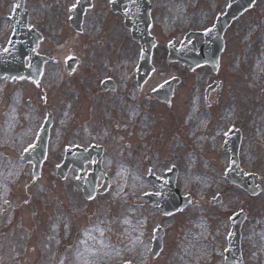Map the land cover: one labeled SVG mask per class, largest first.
I'll use <instances>...</instances> for the list:
<instances>
[{"label": "rangeland", "instance_id": "obj_1", "mask_svg": "<svg viewBox=\"0 0 264 264\" xmlns=\"http://www.w3.org/2000/svg\"><path fill=\"white\" fill-rule=\"evenodd\" d=\"M150 1L152 33L159 45L149 85L154 88L173 77L179 83L172 106L141 97L131 106L130 120L98 129V142L106 146L102 167L109 171V189L99 200L81 203L79 191L72 190L76 171L70 169L63 179L54 172L64 144L88 142L87 137H78L86 127H54L48 160L30 184L29 167L23 172L17 151L30 139L38 110L33 103L25 106L32 95L25 92L29 87L7 91L0 110V211L8 202L0 218V264H116L127 259L142 263L149 257L155 226L164 229L163 248L150 264H223L228 218L237 210L246 214L241 228L244 264H264V74L257 71L264 59V0H256L224 34L216 73L205 65L192 71L179 65L165 67L159 55L167 38L182 34L178 30L166 35L172 18L179 20L183 31L185 22L199 28L222 11L226 0ZM7 4L9 0H0V9ZM125 50L122 62L128 68L134 52L133 47ZM115 56L116 51L111 59ZM212 81L218 86L206 101L203 92ZM55 90L46 91L52 104L61 99ZM229 126L243 132L240 167L257 174L256 195L229 185L224 177L229 156L220 147L223 129ZM169 166L179 170L176 186L180 194L191 196L192 204L181 213L161 216L141 194L155 191L147 181L148 169L162 177ZM216 196L220 201L211 203ZM68 228L73 236L64 239ZM194 238L202 254H194L195 248L189 252Z\"/></svg>", "mask_w": 264, "mask_h": 264}, {"label": "flooded vegetation", "instance_id": "obj_2", "mask_svg": "<svg viewBox=\"0 0 264 264\" xmlns=\"http://www.w3.org/2000/svg\"><path fill=\"white\" fill-rule=\"evenodd\" d=\"M77 1L23 0L16 16L13 12L17 0H9V5L0 9V45L4 48L11 39L14 24L10 18L13 17L20 27L19 54L23 58L24 73L32 72L37 61L47 60L37 83L27 78L9 82H21L36 93L53 88L57 89L54 92L59 90L61 99L58 104H45L46 114L52 111V121L90 129L130 120L132 101L138 93L150 99L152 85H149L148 75L138 87L133 72L139 44L130 38L129 30L124 27L121 12L128 5L119 1L113 7L112 0H90V5L83 10L80 24L75 28L72 11ZM146 5L149 9V0H146ZM107 44L111 45L109 51ZM131 47L134 52L128 61L132 62L131 69L123 80L127 68L122 62L126 59L122 57V51L126 52L125 48L131 50ZM114 51L116 56L111 59ZM162 56L159 55L160 59ZM64 106L65 114H62ZM37 110L40 115V108ZM83 136L84 132L79 131L78 137Z\"/></svg>", "mask_w": 264, "mask_h": 264}, {"label": "water", "instance_id": "obj_3", "mask_svg": "<svg viewBox=\"0 0 264 264\" xmlns=\"http://www.w3.org/2000/svg\"><path fill=\"white\" fill-rule=\"evenodd\" d=\"M242 5L244 6L245 4H242ZM242 5L239 8H236L233 13H236L237 11H239V9L243 7ZM209 38L210 39H209L208 44H206L204 46V48L201 49V54L198 55V56H196L195 58H191L192 61H184L186 64H188L190 66V65H192L191 63L195 64V63H197L199 61H204V59L205 60H210L212 58V55H213L214 51L216 50V42H215V40H213V37H209ZM151 45H152V42L149 40V49H150ZM186 47H187V49H186V55H188V53H189V55H192V50L190 48H188L189 47L188 45H186ZM180 54H183V53L181 52ZM175 56L176 57H179V53H177V55H175ZM180 59L181 60H184V58L182 56H180ZM197 59H202V60H197ZM36 152H38L40 154V157L39 158L33 159V162L35 163V167H36V170H37L38 169L39 162L43 158L44 150L41 149L40 151H36ZM61 171H62L61 173L63 174L64 169H62ZM237 221H239V217H235L233 219V229H232V233H231L232 238H230V241H229V250H228V252L230 253V256L228 258V261H231L232 260V258L234 257V254L233 253L237 249L236 248V238L235 237L233 238V234H235L237 232ZM232 239H234V240H232ZM232 250H234V251L231 252Z\"/></svg>", "mask_w": 264, "mask_h": 264}, {"label": "bare ground", "instance_id": "obj_4", "mask_svg": "<svg viewBox=\"0 0 264 264\" xmlns=\"http://www.w3.org/2000/svg\"><path fill=\"white\" fill-rule=\"evenodd\" d=\"M188 224V220L186 221V223H185V225H187ZM199 224H196V226H198ZM197 239L196 238H194V239H192L191 241V246H190V248H189V252H191L192 253V248H195L196 249V253H194V254H202V246L200 245V244H198V242H195Z\"/></svg>", "mask_w": 264, "mask_h": 264}, {"label": "snow or ice", "instance_id": "obj_5", "mask_svg": "<svg viewBox=\"0 0 264 264\" xmlns=\"http://www.w3.org/2000/svg\"><path fill=\"white\" fill-rule=\"evenodd\" d=\"M27 151V150H26Z\"/></svg>", "mask_w": 264, "mask_h": 264}]
</instances>
